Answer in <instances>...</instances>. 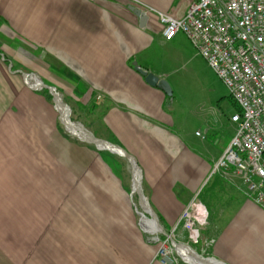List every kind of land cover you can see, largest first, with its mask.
Masks as SVG:
<instances>
[{
  "label": "crops",
  "instance_id": "obj_1",
  "mask_svg": "<svg viewBox=\"0 0 264 264\" xmlns=\"http://www.w3.org/2000/svg\"><path fill=\"white\" fill-rule=\"evenodd\" d=\"M194 1L0 0V170L5 177L12 160L25 182L21 197L34 192L32 210L10 200L0 210V264H161L136 219L132 168L129 193L105 154L67 140L56 107L16 76L26 63L88 112L98 138L136 159L141 190L166 232L179 225L177 236L188 237L180 217L196 198L208 212L200 233L211 258L264 264V209L238 178L213 172L237 125L218 152L207 142L200 150L175 130L170 97L133 67L165 79V60L195 50L182 33L165 39L158 17L181 19ZM131 6L148 16L144 27Z\"/></svg>",
  "mask_w": 264,
  "mask_h": 264
},
{
  "label": "built area",
  "instance_id": "obj_2",
  "mask_svg": "<svg viewBox=\"0 0 264 264\" xmlns=\"http://www.w3.org/2000/svg\"><path fill=\"white\" fill-rule=\"evenodd\" d=\"M158 17L165 39L184 34L237 105L231 116L236 134L213 172L238 178L247 196L264 209V0H195L181 19L163 13ZM207 217L196 198L182 212L180 224L190 242L201 241ZM178 226L162 233L163 239H153L159 243L156 258L161 264H187L171 243Z\"/></svg>",
  "mask_w": 264,
  "mask_h": 264
},
{
  "label": "rangeland",
  "instance_id": "obj_3",
  "mask_svg": "<svg viewBox=\"0 0 264 264\" xmlns=\"http://www.w3.org/2000/svg\"><path fill=\"white\" fill-rule=\"evenodd\" d=\"M21 66L24 67V73L28 76L26 77V80L23 78L22 74H17L16 76L24 87H29L26 81L31 85H35L34 79H31L33 75L36 77L39 76L38 79L41 83L51 86L47 82L48 74H38V72L34 71L31 63H26L25 65L21 64ZM162 66L166 73L165 80L169 83L172 90V96L169 99L168 105L169 111L176 122L175 130L181 137L190 141L197 147H200V150L204 151L203 142H207L211 153L218 152L228 139L230 126L231 124H234L231 121V116L238 109L236 103L231 98L228 89L191 45H189V49H187L185 54L174 59L165 60ZM52 87L55 88V86ZM55 90L59 94L62 104L69 111V116L67 117L68 120L79 128L81 127L82 130L84 129L86 133L98 138L97 134L94 132V126L91 123L93 118H91L88 112H80V109L75 110V108L68 104L62 92L58 89ZM35 92L47 99L55 110L53 96L47 88L39 87ZM55 112L57 116L58 130L61 134L73 143L88 146L99 154H105L106 164L115 167L120 172L122 181L129 187L128 192L131 193V164L129 161L125 157L111 153L106 149H98L94 143L84 142L71 136L60 123L58 118L59 112L57 110H55ZM209 127L213 128V130L207 133L206 130ZM1 146L2 143L0 142V148ZM8 161L9 159L5 161L7 167H5V169H7V173L4 172L5 177L1 174L2 170H0V210L6 208L5 206L8 205V200H10V205L23 204L24 207L26 206V208L32 210L34 201L31 199H33L32 195H34V192L32 193V191H28L26 192L27 198L25 196L24 198L21 197L20 191H17V188H21L25 182L17 179L21 175L16 173L17 167H15V164L13 165L14 167L12 166V160H10V166L7 165ZM1 163L2 160L0 159V169L3 168ZM6 176L9 179L4 182ZM213 180L214 179H212L211 183ZM67 193L69 192L67 191ZM73 194H75V192H73ZM131 199L136 213V219L139 224L140 216L138 212L143 210L139 204L138 194L135 195V193H133ZM20 200H26V202H20ZM11 208L13 210L16 209L14 206H9L8 210ZM164 233L168 234L169 232L164 230ZM144 234V237L156 246L157 252L159 243L155 242L153 239H155V237L163 239V234L158 233L157 235H150L146 231H144ZM172 239L187 244L192 250H194V252L202 257L211 258V256L208 255V245L210 244V241H207L208 243L205 245L201 243V241L194 244L189 241L188 237H178L176 232Z\"/></svg>",
  "mask_w": 264,
  "mask_h": 264
},
{
  "label": "water",
  "instance_id": "obj_4",
  "mask_svg": "<svg viewBox=\"0 0 264 264\" xmlns=\"http://www.w3.org/2000/svg\"><path fill=\"white\" fill-rule=\"evenodd\" d=\"M130 9L136 14V16H138L139 22H140V26L144 27V25H145V23H146V21L148 19V16L145 14V12H143L141 9L136 8L134 6H131ZM133 67L142 76H144L145 82L148 85H150L152 87H158L167 96H169V97L172 96V90L170 88V85L165 79H162V78L158 77L157 75L153 74L152 72L144 70L143 68H141L138 65V63L136 61L133 62ZM21 74H22L23 78L26 80V77L28 75L26 73H24V72H21ZM26 83L32 89H37L39 87H44V88H47L50 91V93L53 96V102L55 104V107H59L58 112H59L60 123L64 126L66 131L71 136H74L75 138H77V139H79L81 141H84V142L94 143L97 146V148L100 149V150L106 149V150L110 151L111 153H114V154H117L119 156L125 157L129 161V163L131 164L133 183H135V181H136V171L138 170V168H137L136 159L130 153H128L127 151H125L121 147L116 146L115 144H113V143H111L109 141L97 138V137H95V136H93L91 134L87 133V136H82V135L80 136L78 134L73 133L64 124V120L62 118V113H61V109L60 108H65V107L62 104V101H61V99L59 97V94L56 92L55 88L52 87V86L45 85L43 83H41L40 85H31L27 81H26ZM99 144L102 146V148H101V146ZM139 187H140V189H139V192L137 194H138V197H139V204H140L142 210L144 211L142 206L147 207V209L149 210V212H147V214L150 216L149 219H152V220L155 221V223L157 225V232L160 233V234L164 233V229L161 226V224L159 223L157 216L153 212L152 208L150 207V205L147 202V199L145 198V196L142 193L140 182H139ZM132 192L134 193L135 190L133 189ZM138 214H139V216L141 215L140 212H138ZM139 224H140V221H139ZM171 243L174 246V248L176 249V252L179 254V256H181L182 259L188 264H225V263L220 262V261H218V260H216L214 258L200 256L199 254L194 252V250H192L190 248V246H188L187 244H184V243H181V242H177L174 239H172ZM183 247H185V248L189 249V251H191V253L194 256V258L191 257L192 260H194V263H191V262L187 261L186 258L179 253L180 248H183Z\"/></svg>",
  "mask_w": 264,
  "mask_h": 264
},
{
  "label": "bare ground",
  "instance_id": "obj_5",
  "mask_svg": "<svg viewBox=\"0 0 264 264\" xmlns=\"http://www.w3.org/2000/svg\"><path fill=\"white\" fill-rule=\"evenodd\" d=\"M38 77L33 75L31 78V79H34L35 85L41 84V81L38 79ZM58 109H59V107H56L57 111H58ZM60 109H61L62 118L64 120L65 126L75 134H78L80 136L81 135L87 136V133L84 131V129L82 130L81 127L79 128L78 126L71 124L68 121V118H67L69 116L68 115V113H69L68 109L67 108H60ZM101 148H102V146H101ZM140 178H141V175L139 173V170H137L136 171V181H135V183H133V189L135 190V192H134L135 195L139 192V189H140V187H139ZM142 207H143L144 211L140 212V214H141L140 215V227L142 228V230L148 232L150 235H155L157 233V225H156L154 220L149 219V217H148L149 215L147 214V212H149V210L147 209V207H145V206H142ZM179 253L182 256H184L187 261L194 263V260H192V258H191V257L194 258V256L191 253V251H189V249H187L185 247L180 248Z\"/></svg>",
  "mask_w": 264,
  "mask_h": 264
}]
</instances>
